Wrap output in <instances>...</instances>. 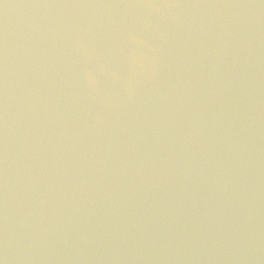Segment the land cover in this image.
<instances>
[{"label": "water", "instance_id": "obj_1", "mask_svg": "<svg viewBox=\"0 0 264 264\" xmlns=\"http://www.w3.org/2000/svg\"><path fill=\"white\" fill-rule=\"evenodd\" d=\"M0 264H264V0H0Z\"/></svg>", "mask_w": 264, "mask_h": 264}]
</instances>
